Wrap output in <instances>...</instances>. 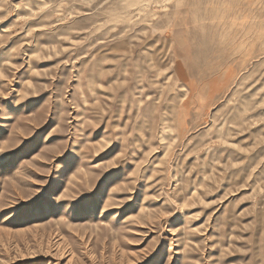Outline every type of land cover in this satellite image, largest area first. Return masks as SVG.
I'll list each match as a JSON object with an SVG mask.
<instances>
[{
  "label": "rangeland",
  "instance_id": "374dc122",
  "mask_svg": "<svg viewBox=\"0 0 264 264\" xmlns=\"http://www.w3.org/2000/svg\"><path fill=\"white\" fill-rule=\"evenodd\" d=\"M0 264H264V0H0Z\"/></svg>",
  "mask_w": 264,
  "mask_h": 264
},
{
  "label": "bare ground",
  "instance_id": "6f19581e",
  "mask_svg": "<svg viewBox=\"0 0 264 264\" xmlns=\"http://www.w3.org/2000/svg\"><path fill=\"white\" fill-rule=\"evenodd\" d=\"M140 205V204H139Z\"/></svg>",
  "mask_w": 264,
  "mask_h": 264
}]
</instances>
